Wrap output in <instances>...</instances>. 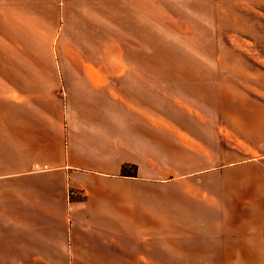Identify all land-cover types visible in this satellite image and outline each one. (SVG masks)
<instances>
[{"label": "crops", "instance_id": "obj_1", "mask_svg": "<svg viewBox=\"0 0 264 264\" xmlns=\"http://www.w3.org/2000/svg\"><path fill=\"white\" fill-rule=\"evenodd\" d=\"M59 9L0 0V264H163L162 245L264 264V149L211 168L208 146L167 131L164 159L163 115L144 107L160 94L136 68L4 63Z\"/></svg>", "mask_w": 264, "mask_h": 264}, {"label": "rangeland", "instance_id": "obj_2", "mask_svg": "<svg viewBox=\"0 0 264 264\" xmlns=\"http://www.w3.org/2000/svg\"><path fill=\"white\" fill-rule=\"evenodd\" d=\"M54 1L57 25L43 10L33 42L13 43L17 56L5 64L136 68L130 76L161 97L144 107L163 115L164 159L177 152L167 131L210 147L211 168L264 149V0ZM162 247L163 264H209L218 253L215 245Z\"/></svg>", "mask_w": 264, "mask_h": 264}, {"label": "trees", "instance_id": "obj_3", "mask_svg": "<svg viewBox=\"0 0 264 264\" xmlns=\"http://www.w3.org/2000/svg\"><path fill=\"white\" fill-rule=\"evenodd\" d=\"M125 173H126V169L124 167V168H122V174H125Z\"/></svg>", "mask_w": 264, "mask_h": 264}]
</instances>
